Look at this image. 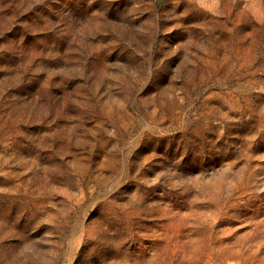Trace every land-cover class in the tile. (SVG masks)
Instances as JSON below:
<instances>
[{"label":"rangeland","instance_id":"rangeland-1","mask_svg":"<svg viewBox=\"0 0 264 264\" xmlns=\"http://www.w3.org/2000/svg\"><path fill=\"white\" fill-rule=\"evenodd\" d=\"M0 264H264V0H0Z\"/></svg>","mask_w":264,"mask_h":264}]
</instances>
